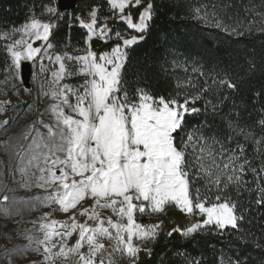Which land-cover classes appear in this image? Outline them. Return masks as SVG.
Returning <instances> with one entry per match:
<instances>
[{"label": "snow or ice", "instance_id": "obj_1", "mask_svg": "<svg viewBox=\"0 0 264 264\" xmlns=\"http://www.w3.org/2000/svg\"><path fill=\"white\" fill-rule=\"evenodd\" d=\"M107 2L113 14L118 10V19L125 22L128 29L141 35L125 38L122 31H115L117 43L110 53L97 55L86 50L84 55L55 54L58 69L51 72L47 89L44 82L41 83L40 92L52 101L46 110L53 121L46 122L41 113L30 131L12 146L14 156L18 158L8 165L12 182L22 187L45 189L49 193L47 196L34 198L38 204L45 207L58 205L59 211L71 212L67 220L51 219L52 213L46 212L38 221H32L34 228L24 235L29 243L16 251L40 253L43 264H55L56 258L68 259L70 256L78 257L75 264H105V260L107 264H116L113 256L117 252L126 255L130 264H138L141 248L133 243V238L155 241L163 221L145 226L137 221V213H165L168 205H175L186 214L198 212L204 217L201 221L187 228L173 227L167 233L168 236L180 233L188 237L201 229L223 231L231 227L242 231L239 222L243 221L244 214L238 212L242 191H254L256 199L249 203L264 206V156L257 167L245 154L243 145L238 143L235 149L226 148L216 137L205 136L201 130L203 126L191 129L187 126L186 117L200 112L193 105L201 95H185L181 100L179 93L166 98L140 87L133 94L129 93L123 77L127 63V52L123 49L144 38L142 34L149 27L154 5L152 0L146 4L144 0ZM45 7L57 19H63L64 13H58L56 7ZM227 7L225 5L221 11ZM261 7L264 8V3ZM130 8L140 9L138 22H134L132 11L125 14ZM252 11L245 9L246 13ZM89 15L90 22L80 17L74 19L87 29L88 42L96 37L106 43L111 39L112 28L107 23L98 26L96 8H92ZM257 15L261 31H264V11ZM212 22L232 34L243 35L244 22L239 14L231 26L215 12ZM54 27L53 22H42L33 16L28 23L5 34H21L19 39L6 46L13 79L22 81V62L35 63L45 56L52 59L48 50L54 47L49 42ZM36 41L43 43L34 47ZM65 60L75 62L79 67L70 69ZM40 71L45 72L43 63ZM77 75L84 78L81 84L61 83L66 77ZM220 83L230 89L237 88L231 81L221 80ZM206 91L207 88L201 89V94ZM10 104L11 101H0V112ZM36 124L46 132H41ZM260 124L264 125V120ZM8 147L6 144V151ZM257 154L261 155L259 151ZM249 172L254 177L255 189L249 188L245 179ZM17 173L19 181L16 180ZM4 179L0 174V183H4ZM200 181L204 182V193L195 186ZM4 187H7L6 183ZM230 187L235 189L236 199L229 193ZM8 199L4 195L3 200ZM86 199H91L93 204L78 208ZM103 209H110L117 220L111 216L103 217L100 211ZM5 214L8 215L6 211ZM77 214L86 216L87 220L77 221ZM88 220L96 223L89 225ZM37 232L43 234L42 238L35 234ZM74 233L78 234L77 239L69 246L67 241ZM105 239L114 243L106 246ZM57 245L59 250L53 252ZM85 247L87 251H81ZM31 264L37 262L31 261Z\"/></svg>", "mask_w": 264, "mask_h": 264}, {"label": "trees", "instance_id": "obj_2", "mask_svg": "<svg viewBox=\"0 0 264 264\" xmlns=\"http://www.w3.org/2000/svg\"><path fill=\"white\" fill-rule=\"evenodd\" d=\"M152 3L153 17L142 34L144 38L127 50L123 77L129 93L140 87L166 98L179 93L181 100L185 95H201L193 105L200 112L186 117L187 126L190 129L203 126L205 136L216 137L226 148L243 145L249 160L259 167L264 156V125L260 124L264 120V31L257 13L264 11L261 7L264 0H152ZM54 5L55 0H0V58L4 33L20 28L33 16H40L46 11L45 6ZM225 5L227 9L221 11ZM108 8V2L102 1L99 14L113 17ZM246 8L253 11L246 13ZM89 10L90 4L83 0L75 10L64 13L51 39L56 49L87 48V31L74 17H86ZM214 12L227 26L233 25L239 14L244 22L243 35L216 27L212 22ZM108 24L113 32H128L127 26L115 17ZM116 43L102 42L97 54L111 52ZM2 69L0 62V80ZM221 80L234 82L237 88L230 89ZM204 88L208 91L201 94ZM245 179L248 187L255 189L250 172ZM195 186L204 193L203 181ZM229 193L237 198L234 188L230 187ZM255 199L254 191H242L239 196L238 212L244 214L239 222L242 231L228 227L223 231L206 229L188 237L180 233L168 236L173 226L166 220L169 216H165L161 220L162 230L150 251L140 253L138 264H230L237 260L240 264H264V206L249 203ZM170 217L179 225L189 219L175 212Z\"/></svg>", "mask_w": 264, "mask_h": 264}, {"label": "rangeland", "instance_id": "obj_3", "mask_svg": "<svg viewBox=\"0 0 264 264\" xmlns=\"http://www.w3.org/2000/svg\"><path fill=\"white\" fill-rule=\"evenodd\" d=\"M82 1L83 0H78V5L82 3ZM102 1L107 2V0H85L86 4H90V10L92 8L97 9L98 26L102 27L105 23L108 24V22H110L114 17L117 18V22L124 23L126 25L125 22L120 21L118 19L120 15L118 10L115 12V14H113V17H109L107 20L105 19V17L100 15L99 8L101 6ZM57 2L58 0H55V5L53 7H56L58 10ZM145 2H147V0H144V3ZM108 9L109 11L113 12L110 9V5ZM90 10L88 11L86 17H80L81 19L85 20V22H90V15H89ZM128 11H132L134 22H138V13L140 9H131V8L126 9L125 14H127ZM58 13H60L59 10ZM36 18L40 19L42 22L51 21L56 25V27L52 29V35L50 36V41H49L51 42L53 33L56 31L57 27L59 26V22L61 19H57L56 16H53L51 13L47 12V10L40 16H37ZM109 26L110 28H112V31L109 33L111 39H108L107 42L112 40L117 41L115 32H113V27L111 25ZM84 29L87 31L86 28ZM12 31L13 30L6 33H12ZM6 33L2 35L5 44L3 46L4 47L3 50L1 51L2 57L0 58V62L3 65V69L1 71L2 78L0 80V101H11V104L5 106L6 107L5 111L0 112V174H2L3 177L5 178L4 183L7 184V187H4V183H0V264H10V261L11 264H31V261H36L37 264H43V256L40 253L28 250L25 254H21L20 252L16 251L17 249H24L25 246L28 245L29 242L27 239L24 238V235L28 234V230L34 228L32 221H38V219L46 212L52 213L51 219H56V220H67L68 217L71 215V212L63 213L59 211L58 205L45 207L41 204H38V202L34 198L40 197L42 199L43 197L47 196L49 193L45 189L34 186L22 187L20 186L19 183L12 182L10 178L11 170L9 169L8 165L9 162L15 163L16 160L18 159L14 156L12 146H15L17 142L20 141L21 138L30 131L33 122L37 121L40 118L41 113H44L42 118L46 122L51 123L53 121V117L46 110V106L50 104L52 101L47 96H41L40 92H41V83L44 82V87L45 89H47L48 88L47 81H50L52 79L51 72L58 69V63L55 61V54L63 55L65 53H68L70 55H84L86 54V50H91L97 53L96 49L92 48V42L101 41V40H98L96 37H93L92 41L90 42L87 41V48L84 51H76L70 48H64L59 50L53 47L52 49L48 50L49 55L52 56L51 60H49L45 56L42 59V61L38 59L35 63L27 62V61L22 62V64L29 63L32 67L30 88H26L24 86L23 81L13 79L14 74L9 68L11 59L6 52V46L11 44L15 39H19L21 34L16 33L15 35L6 36L5 35ZM122 33L125 35V38H130L131 35L138 36L139 34L133 29H128V32H122ZM42 43H43L42 41H36L33 46L34 47L40 46ZM120 43L122 44V41ZM134 45L129 46L123 50L127 52V50H129ZM41 63H43L45 68V72L43 73H41L40 71ZM65 63L66 66H68L70 69L79 67V65H76L75 62L72 61L65 60ZM83 79H84L83 77L77 75V76H72L71 78L66 77L65 80H63L61 83H68L70 85L75 86L81 84L83 82ZM13 84L15 85V88L12 87ZM25 89H27V91H25ZM5 121H8V123L5 124L4 123ZM35 127L40 129L41 132H46V129L41 128L39 124H36ZM6 144L9 146L7 151L5 150ZM16 180L17 181L20 180V176L18 173L16 174ZM4 195H7L9 197L7 201L3 200ZM92 204L93 201L91 199H86L81 202V205L78 206V208L90 207ZM54 209L57 210L54 211ZM5 211L8 213V215L5 214ZM100 211L103 217L111 216L114 221L117 220V217L111 212L110 209H103ZM172 212L180 213L185 216H188L189 219L186 223H183V225L181 224L179 225L175 222L176 220H174V217H170ZM165 216H169L166 220L169 221L170 225H172L173 227H181V228L191 227L193 224L198 223L204 218L198 212H196L195 214H186L180 211L179 208L176 207L175 205H168L166 206L165 213H155V214L148 213L145 215H141L137 213L136 219L142 225L147 226L150 224H156V223H150L149 221L156 220L158 223ZM76 219L77 221L83 223L85 222V220H87V217L80 216L77 214ZM124 222L126 223V220ZM88 223L89 225H94L96 222L92 220H88ZM35 227H38V224ZM161 230L162 227L160 226V228L157 230L158 234L160 233ZM203 230L206 229H201L198 230L197 232ZM35 234L40 236L41 238L43 236V234L39 232ZM77 236L78 234L74 233L73 236L68 239L67 243L69 246L75 243ZM104 243L106 246H108L110 243H114V242H109L108 240L105 239ZM133 243L141 248V251L139 252L140 255L141 252L145 251L144 249L150 250L154 241L140 240L134 237ZM33 247H35V245H33ZM58 250H59V245H57V248L53 249V252H56ZM81 251L86 252L87 248L85 247ZM108 251L109 252L112 251L111 247L108 248ZM41 252H42V248H41ZM113 258L115 259L116 264H130L127 256L122 255L119 252L115 253ZM77 259L78 257L75 256H70V258L68 259L59 257L55 259V264H75V261ZM105 264H107V260H105Z\"/></svg>", "mask_w": 264, "mask_h": 264}, {"label": "water", "instance_id": "obj_4", "mask_svg": "<svg viewBox=\"0 0 264 264\" xmlns=\"http://www.w3.org/2000/svg\"><path fill=\"white\" fill-rule=\"evenodd\" d=\"M78 0H58L57 7L60 13H67L76 9ZM101 41L92 42V48L97 49L101 45ZM21 76L24 86L30 88L32 67L29 63H23L21 66Z\"/></svg>", "mask_w": 264, "mask_h": 264}]
</instances>
